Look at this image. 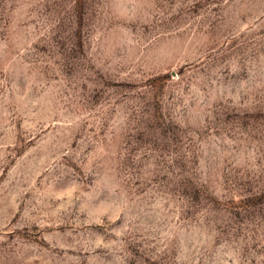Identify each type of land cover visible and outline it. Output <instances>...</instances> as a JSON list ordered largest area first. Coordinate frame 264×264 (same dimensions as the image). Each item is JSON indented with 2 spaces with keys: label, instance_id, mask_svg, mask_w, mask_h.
<instances>
[{
  "label": "rangeland",
  "instance_id": "374dc122",
  "mask_svg": "<svg viewBox=\"0 0 264 264\" xmlns=\"http://www.w3.org/2000/svg\"><path fill=\"white\" fill-rule=\"evenodd\" d=\"M0 264H264V0H0Z\"/></svg>",
  "mask_w": 264,
  "mask_h": 264
}]
</instances>
